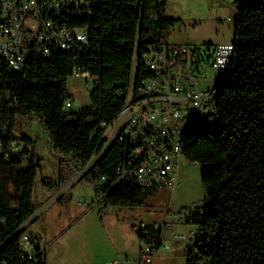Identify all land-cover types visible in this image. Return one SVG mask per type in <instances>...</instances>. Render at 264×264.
I'll list each match as a JSON object with an SVG mask.
<instances>
[{
    "label": "trees",
    "instance_id": "obj_1",
    "mask_svg": "<svg viewBox=\"0 0 264 264\" xmlns=\"http://www.w3.org/2000/svg\"><path fill=\"white\" fill-rule=\"evenodd\" d=\"M84 1L51 17L58 25L84 28L86 44L68 50L48 45L45 55L42 43L25 38L20 70L0 58V264H46L38 251L26 258L16 235L39 208L32 197L39 158L34 141L21 132L24 123L39 122L67 165L50 196L82 170L101 212L140 206L157 190L117 179V167L130 158L119 141L98 153L102 123H110L123 104L132 55L138 56L139 80L143 53L162 43L177 19L165 16L168 0ZM233 3V48L216 79L209 119L182 138L183 158L203 165L205 191L202 206L177 213L197 230L185 264H264V0ZM74 67L93 79L89 103L77 111L65 107ZM12 141L20 145L16 153L6 149ZM136 233L141 243L159 246V225L141 223Z\"/></svg>",
    "mask_w": 264,
    "mask_h": 264
},
{
    "label": "built area",
    "instance_id": "obj_2",
    "mask_svg": "<svg viewBox=\"0 0 264 264\" xmlns=\"http://www.w3.org/2000/svg\"><path fill=\"white\" fill-rule=\"evenodd\" d=\"M81 4L85 1L0 0V58L13 70H20L25 58V38L42 43L45 55L49 54L48 45L68 50L78 44H86L84 28L58 25L51 17ZM232 48V41L218 43L211 51L207 48V63L219 71L217 78L225 69ZM202 59L203 56L199 57L186 45H152L141 57L144 76L136 80L138 56L132 55L130 82L123 104L110 123H102L104 143L98 153L105 152L114 141L123 145L130 158L117 167L119 181L171 190L178 184V172L183 163L182 138L214 97L213 90L199 88V76L195 71ZM78 75H81L80 70L74 67L71 76ZM85 78L91 80L87 87L89 90L93 79ZM65 107H71V103L65 102ZM6 149L16 153L20 145L12 141ZM47 204L38 209L30 220L39 216ZM30 220L16 232L19 246L28 259H33L37 251L45 257V248L37 244L27 229L24 230ZM175 221L183 223L179 215ZM159 226L162 232L164 228H170L172 222L163 221ZM196 234L195 228L189 229L187 234L171 231V240L181 241L187 246L192 244ZM159 241L158 247H169V240L163 239L161 234ZM158 247L144 243L139 264H151Z\"/></svg>",
    "mask_w": 264,
    "mask_h": 264
},
{
    "label": "rangeland",
    "instance_id": "obj_3",
    "mask_svg": "<svg viewBox=\"0 0 264 264\" xmlns=\"http://www.w3.org/2000/svg\"><path fill=\"white\" fill-rule=\"evenodd\" d=\"M165 16L175 18L177 22L164 31L161 42L186 45L199 57L203 56L195 71L199 76V88L213 90L219 71L207 63L206 55L216 44L233 39V0H168ZM90 82L82 74L67 78L66 86L72 94V111L89 103L87 87ZM208 111V107L204 109L192 127L206 123ZM21 132L34 141L35 153L39 158L33 200L40 209L50 202L51 197L54 198L51 205L47 204L39 214L36 224L30 227L33 232L40 229V235H43L45 243L41 246L45 248L47 264H122L118 251L127 253L129 257L135 253V242L140 245L141 251L144 243L140 242L136 233L139 225H159L163 221L173 224L162 230L164 239L169 240V248H159L153 264H185L187 246L178 240L172 242L171 231L187 234L189 229H194L193 225L177 223L175 218L182 208L194 209L205 202V191L200 180L203 165L183 158L178 184L173 190L159 187L140 206L110 207L101 212L91 181L82 177L85 170L78 172L50 196L62 180L67 165L61 160L62 155L51 147L39 122L34 120L31 124H22ZM106 134H109V130ZM46 179L52 182L51 187L44 185L43 180ZM169 252L172 254L169 255Z\"/></svg>",
    "mask_w": 264,
    "mask_h": 264
},
{
    "label": "crops",
    "instance_id": "obj_4",
    "mask_svg": "<svg viewBox=\"0 0 264 264\" xmlns=\"http://www.w3.org/2000/svg\"><path fill=\"white\" fill-rule=\"evenodd\" d=\"M228 40H226V41H222L221 43H224V42H227ZM53 200H54V198H52L51 197V199L49 200L50 202H53ZM49 202V203H50ZM50 205H51V203H50ZM49 205V206H50ZM49 209V208H48ZM38 217L39 216H37L36 218H33L32 220H30L29 222H28V224H27V231L36 239V241H37V244H39V245H41V244H44L45 243V241L43 240V235H40L41 233L39 232L40 231V229H37V230H35L34 232L33 231H31V229H30V227H32V226H34L36 223H35V221L38 219ZM173 225V224H172ZM172 227V226H171ZM163 232V231H162ZM162 232H161V236H162V238L164 239V237H163V234H162ZM132 238H133V236L131 235V234H129ZM172 241V240H171ZM173 242V241H172ZM135 246H136V248H135V253H133L132 255H130L129 257H128V255H127V253H125V254H122V252H117V255L119 256V258H120V260H122V264H139V261H138V259H139V254H140V245L139 244H137L136 242H135ZM159 248H163V247H158V249H157V251H156V253H155V255H154V257H153V260H152V262H151V264H153V262H154V259H155V257H156V255L158 254V252H159ZM169 248V247H168ZM168 248H164V249H168ZM138 250H139V254H138ZM169 255H171L172 254V252H169L168 253ZM122 256H124L123 257V259H122ZM115 261H112V263H114ZM46 264H47V262H46Z\"/></svg>",
    "mask_w": 264,
    "mask_h": 264
}]
</instances>
